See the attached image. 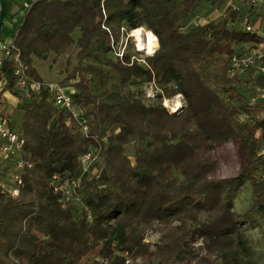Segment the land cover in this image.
<instances>
[{
  "label": "trees",
  "instance_id": "1",
  "mask_svg": "<svg viewBox=\"0 0 264 264\" xmlns=\"http://www.w3.org/2000/svg\"><path fill=\"white\" fill-rule=\"evenodd\" d=\"M205 1L30 2L15 36L28 75L43 82L34 59L61 56L75 44L71 78L89 71L82 64L93 55L118 82L94 67L100 94L83 77L76 81L73 97L88 119L87 132L54 106L48 91H13L23 111L25 156L34 166L18 197L0 187V264H82L94 251L91 264H124L125 252L132 264H257L247 224L264 231V119H253L249 99L241 102L228 67L234 53L264 39L231 27L238 11L188 26ZM140 27L158 39L155 53L143 61L117 55L120 37ZM12 67L5 68L11 88ZM251 82L264 86V69ZM149 83L159 85L162 98L183 95L185 106L171 112L162 101L146 103L130 86ZM228 142L240 157L239 171L217 177L214 152ZM130 144H137L134 160L126 153ZM90 149L103 167L82 178L81 201L65 206L48 179L78 175ZM247 183L252 205L241 214L234 197ZM149 231L159 235L156 242L147 239Z\"/></svg>",
  "mask_w": 264,
  "mask_h": 264
},
{
  "label": "rangeland",
  "instance_id": "2",
  "mask_svg": "<svg viewBox=\"0 0 264 264\" xmlns=\"http://www.w3.org/2000/svg\"><path fill=\"white\" fill-rule=\"evenodd\" d=\"M231 2L232 0H224L218 1V3H211L209 0L205 2H201L194 13L189 17L188 26H194L197 24L205 23L210 20H219L224 18L231 12ZM8 16L6 18V23L2 28V33L5 38H12L15 36L19 30L20 22L16 19L11 20V10H8ZM9 18H11L9 20ZM231 27H235L231 24ZM143 28L141 35L143 39L146 37V28ZM80 35L79 31L74 33L75 39ZM116 48L118 52H128L132 55V58H138L143 61L145 56L153 54L149 53L145 50H140L138 48V42L136 41V36H133V30L129 31L128 34L122 35L116 43ZM159 47V41H158ZM157 47V49H158ZM156 49V50H157ZM79 49L73 44L63 55L56 56L55 54H50L47 59H34V67L37 69L38 73L41 77H43L44 81L47 82H60L64 84L73 94L77 93L78 90L75 87L76 81L83 77L85 82L88 83L92 90L94 88L97 94H100V89L98 88L100 85L99 77L94 74V68H97L95 71L99 73L100 76H103L108 81H112L113 84H117L118 80L114 77L107 76L108 65L104 62H99L95 60L93 55L88 56L84 62L83 67L87 72H84L83 75H79L77 79L71 78L74 68L78 65L77 53ZM264 69V62L262 59L257 61L255 67H253L245 76L234 79L232 84L236 86L238 95L241 96V102L246 103L248 105V99L251 96V91L249 88V82L253 77V74L257 70ZM252 83V82H251ZM134 90L135 94L145 100L146 103H158L160 101L172 112V107L175 104V100H180L185 106V98L183 95L178 94L171 99L162 98V89L158 84L149 83L142 85H130ZM253 86V84H251ZM14 95V94H13ZM25 95V94H23ZM15 98H10V103L8 104L7 111L10 112L12 119L14 120L15 127L17 130L20 129L23 119V111L17 108L19 103L15 102ZM16 103V104H15ZM264 105H256L251 106V113L253 119L263 120L264 119ZM249 109V106H248ZM258 136H262V130L257 131ZM137 144H130L126 147V153L134 160L135 158V150ZM214 157L219 161V169L216 172L217 177H230L235 176L240 167V157L237 154L236 147L232 142H228L219 148H217L214 152ZM4 161V162H3ZM8 160H0V187L1 184H5L7 186L11 185L12 182L10 180L9 172L14 171V163L9 162L5 163ZM101 155H98V158L93 163L90 172L86 175L91 178L93 175L99 172V170L103 167ZM235 207L237 212L244 214L248 210H250L252 205V196H251V186L250 183H247L234 197ZM256 218L261 220L259 215H256ZM248 234L251 239V244L256 251V261L257 264H264V231L260 227L252 228L249 224ZM147 239L156 242L159 239V235L149 231L147 234ZM96 252H92L89 257L83 260L82 264H91Z\"/></svg>",
  "mask_w": 264,
  "mask_h": 264
},
{
  "label": "built area",
  "instance_id": "3",
  "mask_svg": "<svg viewBox=\"0 0 264 264\" xmlns=\"http://www.w3.org/2000/svg\"><path fill=\"white\" fill-rule=\"evenodd\" d=\"M239 3L250 7H263L264 0H232L231 10L240 11ZM241 29L247 33L256 34V28L250 15H243L240 19ZM124 30V29H123ZM116 47V46H115ZM117 50V48H116ZM117 55L123 56L117 50ZM264 56V42L253 46H244L231 57L228 67V75L237 79L250 73L257 61ZM12 64L13 87H9L10 80L6 71V65ZM29 66L23 61L21 50L15 43V37L3 38L0 40V160L11 159L14 161V171L9 172L11 185L1 184L4 192L10 193L14 198L20 195L24 175L27 170L32 169L34 164L25 156L26 138L21 129L17 130L10 112L6 110L8 105V94L17 91L23 94H39L43 90L48 91L54 106L59 110L66 111L71 118L77 121L84 132L89 130L88 119L83 109L74 100L73 93L60 82L39 81L28 75ZM250 106L264 104V86L253 84ZM264 155V146L262 149ZM98 158V154L93 149L86 151L80 158V173L71 175L67 173H54L48 179V184L62 197L63 204L66 206L72 201H81L79 188L82 178L91 170L93 163ZM84 210L91 218L89 207ZM124 264H132V258L125 252ZM18 264L20 262L17 261Z\"/></svg>",
  "mask_w": 264,
  "mask_h": 264
},
{
  "label": "crops",
  "instance_id": "4",
  "mask_svg": "<svg viewBox=\"0 0 264 264\" xmlns=\"http://www.w3.org/2000/svg\"><path fill=\"white\" fill-rule=\"evenodd\" d=\"M32 1L33 0H7V16H8V12H9L8 10H11L10 16L12 18V19L9 18V20L10 19L11 20L16 19L21 24L25 14L28 10L29 4ZM236 1H238V0H236ZM239 5L241 8L239 11L240 15L241 16L246 15V14L250 15L252 18L253 24L255 25V28H256V34L264 39V6L253 8V7H250V6L243 4V3H239ZM241 16H240V19H241ZM5 23H6V19H5ZM232 25L235 26L236 28H241L240 20L238 22H233ZM15 36H13V37H15ZM3 38H5V37L3 36V33H2L0 36V40ZM249 46H251L250 43H249ZM33 65H34V62H33ZM261 71H263V70L255 71L251 81L256 80L259 77V75L261 74ZM250 86H251V82H249V88H250ZM10 98H12V99L15 98V100H16L15 102L18 101V98L15 95H13L12 93H9L8 94V104L10 103ZM7 107H8V105L6 106V110H7ZM8 161L14 163V161L11 159H8ZM8 161H5V163H8ZM0 183H1V180H0Z\"/></svg>",
  "mask_w": 264,
  "mask_h": 264
},
{
  "label": "bare ground",
  "instance_id": "5",
  "mask_svg": "<svg viewBox=\"0 0 264 264\" xmlns=\"http://www.w3.org/2000/svg\"><path fill=\"white\" fill-rule=\"evenodd\" d=\"M143 28H137L133 30V36H136V41L138 42V48L140 50H145L149 53H155L158 47V39L155 37L152 31L146 30V38L143 39L141 32ZM183 107L182 102L178 99L175 100V104L172 107L173 112H179Z\"/></svg>",
  "mask_w": 264,
  "mask_h": 264
},
{
  "label": "water",
  "instance_id": "6",
  "mask_svg": "<svg viewBox=\"0 0 264 264\" xmlns=\"http://www.w3.org/2000/svg\"><path fill=\"white\" fill-rule=\"evenodd\" d=\"M6 13H7L6 1L0 0V36L2 34V28H3V23L5 20Z\"/></svg>",
  "mask_w": 264,
  "mask_h": 264
}]
</instances>
